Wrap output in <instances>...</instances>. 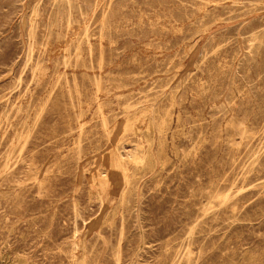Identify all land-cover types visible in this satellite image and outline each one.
<instances>
[{"label":"rangeland","instance_id":"374dc122","mask_svg":"<svg viewBox=\"0 0 264 264\" xmlns=\"http://www.w3.org/2000/svg\"><path fill=\"white\" fill-rule=\"evenodd\" d=\"M0 264H264V0H0Z\"/></svg>","mask_w":264,"mask_h":264},{"label":"bare ground","instance_id":"6f19581e","mask_svg":"<svg viewBox=\"0 0 264 264\" xmlns=\"http://www.w3.org/2000/svg\"><path fill=\"white\" fill-rule=\"evenodd\" d=\"M112 249V248H111Z\"/></svg>","mask_w":264,"mask_h":264}]
</instances>
